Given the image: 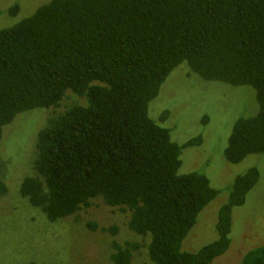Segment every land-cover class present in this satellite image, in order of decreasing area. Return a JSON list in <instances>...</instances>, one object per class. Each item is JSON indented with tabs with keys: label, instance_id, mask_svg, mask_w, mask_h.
Returning a JSON list of instances; mask_svg holds the SVG:
<instances>
[{
	"label": "trees",
	"instance_id": "obj_1",
	"mask_svg": "<svg viewBox=\"0 0 264 264\" xmlns=\"http://www.w3.org/2000/svg\"><path fill=\"white\" fill-rule=\"evenodd\" d=\"M179 68L186 81L190 71L256 91L259 111L236 122L225 157L239 165L264 154V0H52L0 29V143L19 115L56 111L37 132L35 175L23 179L21 195L50 223L98 198L129 214L141 242L113 241V264L134 263L140 251L150 264H212L230 248L234 209L259 182L257 168L239 175L218 213V239L198 252L183 249L220 191L203 174L179 173L183 151L203 138L177 144L172 128L149 115ZM8 191L0 181V196ZM87 228L119 234L95 222ZM243 264H264V246Z\"/></svg>",
	"mask_w": 264,
	"mask_h": 264
},
{
	"label": "rangeland",
	"instance_id": "obj_2",
	"mask_svg": "<svg viewBox=\"0 0 264 264\" xmlns=\"http://www.w3.org/2000/svg\"><path fill=\"white\" fill-rule=\"evenodd\" d=\"M51 1L0 0V29L15 26ZM15 5L20 7V12L13 17L9 10ZM185 70L179 68L168 78L159 97L150 104L149 115L159 125L172 128L171 138L177 144L203 138L201 147L183 151L179 173L205 175L220 195L200 214L183 249L198 252L218 239V213L227 203L235 179L257 168L258 184L248 194L245 205L233 211L230 248L212 263L243 264L249 252L264 246V154L252 155L239 165H231L226 160L225 150L236 122L257 115L256 91L249 86L206 82L190 71L191 79L186 81ZM71 101L73 99L68 98L66 103ZM166 111L172 116L163 122L161 117ZM54 113L46 109L33 110L19 115L3 130L0 181L8 185L9 191L0 196V264H113L109 257L113 241L141 242L127 227L129 214L108 207L98 198L91 208L50 223L41 210L32 207L21 195L23 179L35 175L37 132ZM90 222L100 228L116 226L119 234L115 237L100 230L90 231L87 228ZM131 264H150V261L144 251H140Z\"/></svg>",
	"mask_w": 264,
	"mask_h": 264
}]
</instances>
